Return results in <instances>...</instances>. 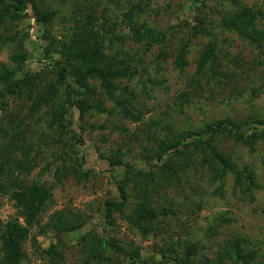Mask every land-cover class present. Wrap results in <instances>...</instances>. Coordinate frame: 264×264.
Returning <instances> with one entry per match:
<instances>
[{"label":"rangeland","instance_id":"374dc122","mask_svg":"<svg viewBox=\"0 0 264 264\" xmlns=\"http://www.w3.org/2000/svg\"><path fill=\"white\" fill-rule=\"evenodd\" d=\"M205 1L206 6L197 12L196 0H43L48 14H54L50 35L57 42L70 33L67 30L73 27L75 14L83 18L86 12L95 10L96 17H101L100 24L112 28L117 21H122L125 10L137 3L143 7L137 20L139 24L163 37L160 46L147 49L143 44L133 42L135 36L131 28L119 23L114 27V36L124 38V44H117L116 48L133 57L132 64L138 72L132 80L123 79L118 84L131 91L132 105L143 113L142 124L124 121L115 110L113 115L92 113L81 130L77 110L69 109L63 123L67 131L64 135L50 124V104L41 106L34 114L30 112L32 100L45 85L57 79L62 56L60 53L44 56L43 28L37 23L31 6L28 5L20 16L13 14V3L9 0H5L7 11L0 7V75L6 70L14 72V80L22 86V91L31 86L30 83L36 86L32 100L25 94L4 100L0 123L7 131V138L0 141L1 153H6L5 149L11 145L13 154L10 160L0 161L4 162L6 172L12 173L24 186L44 184L50 190L53 206L41 220V225L55 212L63 211L69 214L72 223L81 226L60 236L54 231L40 234V228L36 226L27 228L23 243L27 260L23 264H52L49 252L55 251L62 254L57 264H98L96 260L87 261L86 253L94 246V241L107 238L127 247L133 243L141 258V263L137 264H151L150 260L159 262V248L164 247V241L168 242L169 237L172 244L179 242V248L185 240L199 243L198 248L202 251L198 260L205 258L214 264L218 255L223 254L226 242L240 239L245 245H242L244 252H256V261L264 264V138L253 143L251 148L235 143L229 136L220 142L223 153L231 157L239 170L254 174L252 191L241 194L231 175L224 181L212 183V172L203 169L197 174L190 172L187 179L183 178L181 183L154 196L159 209L175 212V219L168 218L171 219V232L143 241L117 215L112 226L107 224L104 216L105 204L118 199L117 183L126 177L125 166L112 168L106 159L122 149L126 155L122 161L133 164L132 170L143 172L142 175L146 173L149 167L138 160L139 144L132 137L150 120L171 125L176 130H194L203 123L226 118L237 122L264 115V91L258 92V98L251 99L250 88L260 89L264 83V67L255 75L250 72L257 52L236 34L219 30L224 12H232L235 7L225 0ZM236 1L240 6L259 9L264 15V0ZM197 18L208 21L206 30L212 38L198 36L191 41L187 65L179 71L174 67L172 55L179 41L197 26ZM258 29L264 30V17ZM210 41H215L229 59L239 58L245 62L241 64L245 75L237 71L241 75L240 94H217L219 91L215 93L214 86L205 89L200 97L195 98L190 92L188 86L199 52ZM106 45L109 47L108 43ZM14 57H23V62L14 61ZM222 63L226 65L224 59ZM91 85L92 89L97 88L96 99L103 100L98 83L93 81ZM5 90L6 86L0 85V92ZM182 94L188 95L189 103L179 109L177 98ZM59 95L64 98L62 90ZM105 106L108 110L114 109L110 102H105ZM120 128H126L129 133H120ZM219 188L222 196L216 192ZM221 220L228 222L224 224ZM10 222L25 227L8 197H1L0 226ZM180 225H183L182 231L177 230ZM175 232L178 234L174 235ZM223 261V264H235L227 258Z\"/></svg>","mask_w":264,"mask_h":264},{"label":"trees","instance_id":"16d2710c","mask_svg":"<svg viewBox=\"0 0 264 264\" xmlns=\"http://www.w3.org/2000/svg\"><path fill=\"white\" fill-rule=\"evenodd\" d=\"M9 1L13 3L11 10L14 15L20 16L28 5L31 6L33 13L37 16V23L41 29L43 28L41 37L46 42L44 56L60 53L62 57L57 70V79L45 85L34 100H32V95L36 88L35 84L30 83L31 86L22 91V86L14 80V72L6 70L1 74L0 85L6 86V90L4 93L0 92V111L5 108V99L25 94L28 99L32 100L33 106L30 112L33 114L41 106L50 104V124L62 135L67 133L63 123L69 109L77 110L81 130H84V126H86L84 123L92 113L113 115L115 110L124 121L135 125L142 124L143 113L132 105L131 100L133 102L134 98H131V91L128 88H121L118 84L123 79L132 80L138 72L132 64L133 57L121 48H116L117 44L118 46L124 44V38L113 34L114 27L119 23L122 24L121 26L131 28L135 36L134 41L132 40L134 43L143 44L147 49L162 44L163 37L156 35L151 29L137 21L139 15L143 13L142 4L131 5L123 13L125 15L122 21H117V24H114L112 28H104L103 24H100L101 17H96L95 10L86 12L83 18L81 15L75 14L72 20L74 21L73 27L71 30H67L70 33L57 42L50 35V25L54 14L52 16L48 14L43 0ZM225 1L233 4L235 8H232V12H224L219 30L236 34L241 41L254 48L257 55L250 72L255 75L258 73L257 70L261 71V68L264 67V30L258 29L259 22L264 15L259 9L240 6L236 0ZM204 2L206 1L196 0L197 12L206 6ZM6 6L5 0H0V7L5 11L8 10ZM2 12L4 13V11ZM207 22L197 18V26L192 28L186 38L179 41L174 50L175 54L172 55L173 64L177 70L182 71L187 65L186 56L191 41L198 36L212 38L206 30ZM208 25L210 24L208 23ZM222 59L226 65H223ZM228 59V54L219 49L215 41H210L199 52L195 63V72L191 76L188 86L195 98L200 97L199 95L205 89L212 86H214L215 93L219 91L217 94L230 92L231 95L235 93L238 95L242 92L239 85L241 75L237 71L245 75L241 68V64L245 62L239 58ZM13 60L20 63L23 62V57H14ZM93 81L98 83L97 87L103 93L100 95L103 100L96 99L97 88H91ZM75 89L81 92H76ZM250 89L251 99H256L259 97L258 92L264 91V83L260 89L256 90L253 87ZM60 90L64 93L63 99L60 98ZM117 94L119 97L116 98ZM187 97V94H182L177 98L179 109L189 103ZM105 102L112 103L114 109L108 110ZM144 125L145 127L134 133L132 138L139 144L138 160L149 167L146 173L142 175L143 172L132 170L133 164H125L122 158L126 155L122 149L117 150L106 159L110 167L125 166L126 172V177L117 183L118 199L105 204L104 216L108 225L112 226L117 215L126 221L131 230L143 241L149 237L156 238L162 233L171 232V219L168 218L171 216L175 219V212L166 208L159 209L154 202V196L159 195L161 190H167L174 184L181 183L183 178L187 179L190 172L197 174L206 169L212 172V183L224 181L228 175H231L234 178L235 188H239L241 194H246L255 188L254 174L249 170H239L231 157L223 153L220 142L224 137L229 136L234 138L235 143L251 148L253 143L264 138V115H254V117L237 122L226 118L216 122L203 123L201 127L194 130H176L171 125H162L161 122L157 123L152 120ZM244 130L245 133H243ZM120 133L128 134L129 132L126 128H120ZM6 138L7 131L0 123V141ZM10 146L5 149L6 153L4 154L1 153L3 148L0 147V160H8V158L10 160V156L13 154ZM140 170L143 169L140 168ZM216 192L222 196L221 188ZM1 197H8L23 219L25 227L16 222L0 226V264H23L26 262L27 257L24 253L23 243L28 233L27 228L36 226L40 228V234L54 231L56 236H60L72 233L81 227L75 222L72 223L69 214L63 211L55 212L44 225H41V220L53 206L50 190L44 184L24 186L12 173L6 172L4 162L0 163ZM220 222L226 224L228 221L221 220ZM182 227L183 225H180L177 230L182 231ZM175 234L178 233L175 232ZM167 241H164V247L159 248V262L155 263L150 260L151 264H214L205 258L198 260L202 249L198 248L199 243L197 242L185 240L182 243V248H179V242L172 244L170 237ZM94 242V246L86 253L87 261L96 260L98 264L141 263L140 253L133 243L127 247L112 238ZM242 245L244 243L240 239L226 242L223 254L218 255L215 264H223V260L226 258L235 264H238V261L243 264H252L253 262L263 264L256 261L258 257L256 252L246 254ZM49 256L52 258V264H57V260L62 259V254L58 251L49 252Z\"/></svg>","mask_w":264,"mask_h":264}]
</instances>
